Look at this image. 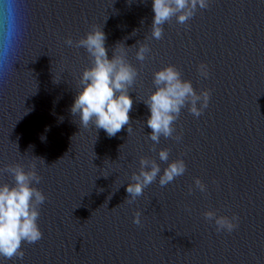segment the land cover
<instances>
[{"label": "water", "instance_id": "obj_1", "mask_svg": "<svg viewBox=\"0 0 264 264\" xmlns=\"http://www.w3.org/2000/svg\"><path fill=\"white\" fill-rule=\"evenodd\" d=\"M16 6L13 39L0 32V183L15 185L10 169L30 172L35 163L41 179L33 186L46 200L39 205L42 238L23 242V257L5 264H264V0H209L184 23L172 16L159 39L152 0ZM93 28L106 34L109 59L123 55L138 71L128 89L129 125L114 137L80 126L70 111L94 64L79 43ZM141 47L150 49L144 60ZM169 64L210 99L199 117L186 104L173 136L154 142L145 101L155 72ZM176 159L184 160V174L164 186L157 176L129 202L126 188L142 160L162 175ZM208 211L236 216L237 227L218 231Z\"/></svg>", "mask_w": 264, "mask_h": 264}, {"label": "clouds", "instance_id": "obj_2", "mask_svg": "<svg viewBox=\"0 0 264 264\" xmlns=\"http://www.w3.org/2000/svg\"><path fill=\"white\" fill-rule=\"evenodd\" d=\"M208 6L209 0H152V36L161 38V25L177 13L178 22L184 23L194 15L198 7ZM16 28V0H0V32L5 41L10 42L13 39ZM105 40L106 34L102 28H93L79 42L91 54L94 64L84 70L70 111L73 116L78 117L80 126L87 128L94 125L96 129H103L109 137H114L125 125H129L133 98L128 89L136 81L138 71L124 60L123 55L109 59ZM67 43L72 42L68 40ZM149 51L148 47H141L138 58L144 60ZM199 71L203 77L209 76L206 64H200ZM154 84L155 90L145 101L150 112L147 126L152 130L150 139L154 142H158L161 135L173 136L174 121L186 104L190 103L189 111L196 117L208 106L210 91L205 89L198 93L190 80L182 78L175 65L169 64L156 71ZM175 139L179 140L180 136ZM159 156L161 160L167 161L169 153L161 150ZM141 164V172L133 177L134 182L129 183L126 188L130 194L129 202L142 195L145 187L153 183L157 176L159 184L164 186L186 171L183 159L171 161L162 175L159 165L153 163L149 169L148 161L142 160ZM35 167L33 163V170L30 172L21 166L10 169L15 176V185L0 183V264H5L6 259L14 256L22 258L23 242L34 243L42 238L38 224L39 205L46 200V196L33 186L34 182L39 183L41 179ZM195 184L201 192L206 191V185L199 178ZM204 215L208 220H214L218 231L231 232L237 227L236 216L218 217L213 211ZM140 217L141 214L137 212L134 223L139 225Z\"/></svg>", "mask_w": 264, "mask_h": 264}]
</instances>
